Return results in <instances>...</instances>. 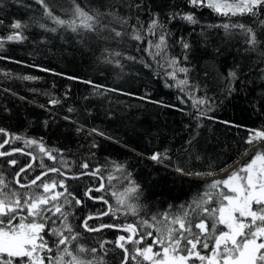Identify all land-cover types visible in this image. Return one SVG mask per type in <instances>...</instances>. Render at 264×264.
<instances>
[{
    "label": "trees",
    "instance_id": "16d2710c",
    "mask_svg": "<svg viewBox=\"0 0 264 264\" xmlns=\"http://www.w3.org/2000/svg\"><path fill=\"white\" fill-rule=\"evenodd\" d=\"M46 2L55 16L72 19L75 7L72 0ZM75 3L90 13L93 10L115 12L126 18L127 23L120 24L111 17H104L102 24L107 27H98L94 32L83 29L73 32L46 17L36 0H0V21H3L0 23V38H6L14 31H21L23 35L19 41L4 40L0 48V57H3L0 59V128L21 136L23 140L42 138L47 149L58 150L54 154L62 156L71 165L70 170L62 168V171H86L80 167L84 161L89 163V170L103 169L105 194L113 209L117 207L119 196L125 205L130 203L136 210L135 215L127 209L115 217L109 214L104 222L133 223L143 230L140 222L148 220L156 227L146 230L155 236L158 234L156 229L162 224L153 221V217L163 221L164 214L172 218L185 210L191 211L189 206L203 196L213 180L224 179L226 173L221 169L225 170L239 160L250 147L244 143L248 129L264 128V78L259 71L264 69V57L260 56L264 47L257 52L246 51L239 30L228 34L222 27L209 26L244 23L260 33H264V27H257L250 16L229 18L206 7L192 8L187 0H75ZM108 5L115 7L109 8ZM175 12L195 13L200 25L193 31V26L185 21L171 20ZM154 16L169 33L167 55L180 58L182 66L190 69L189 84L199 89L194 95L206 101L201 106V111L206 114L198 120L195 118L197 109L187 93L181 92L175 82L165 76V68L160 66L163 59L153 58L149 54L151 50H145L147 41L156 40V36L146 33ZM15 21L25 27L11 29L10 25ZM133 25L143 26L140 29L143 42L131 38ZM112 28L121 31L122 36L116 37ZM181 36L192 45L186 62L182 60V49L176 42ZM230 70L237 71L239 79L233 82L235 91L229 96L227 77ZM183 75L181 73L179 77L183 78ZM25 76L35 79H23ZM82 81H92L116 91L98 94L91 84ZM52 98L60 102L51 105L49 100ZM69 108L73 111L69 112ZM221 121H230L236 126ZM78 128L83 131L78 132ZM92 129L104 135L92 133ZM4 138L0 135V140ZM189 140H192L191 144ZM94 143L96 147H93ZM166 149L170 161L161 164L147 158L153 152ZM250 155L245 156L239 165L246 163ZM13 159L18 161V158ZM44 160L48 163L47 156H43ZM113 161L125 165L127 172L131 173V179L139 185L136 193L125 195L128 181L112 166ZM176 166L191 172L211 171L213 175H181L175 171ZM39 171L33 165L27 173L28 179ZM110 173L116 177L111 183L107 179ZM3 175L7 177L5 172ZM51 178L60 177L55 173L44 177L45 180ZM90 180L97 182L99 179L80 176L79 179L66 180L69 192L82 201L80 205L73 202L72 206H65L70 213L68 222L73 231L80 234V245L86 249L97 248L95 254H81L85 261L102 258L103 264H120L122 250L114 247L112 242L116 241L118 233H128L115 228L89 232L82 226V221L70 218L73 210L78 213L81 207L88 208L84 191ZM214 206L215 198L212 204L205 205ZM103 209L105 204L88 212ZM208 224L211 229L212 221L209 220ZM45 239L52 246L56 237L45 235ZM101 241L109 242L105 244L106 254L99 248ZM151 242L149 238L141 246ZM126 246L130 252L134 247L131 243ZM76 247L74 242L71 248L74 251ZM52 255L55 256V250ZM45 263L48 264L47 260Z\"/></svg>",
    "mask_w": 264,
    "mask_h": 264
},
{
    "label": "snow or ice",
    "instance_id": "6c2138e0",
    "mask_svg": "<svg viewBox=\"0 0 264 264\" xmlns=\"http://www.w3.org/2000/svg\"><path fill=\"white\" fill-rule=\"evenodd\" d=\"M75 5L72 12V19L63 20L53 14L46 0H36L43 10L46 17L60 26H66L73 32L80 29L94 32L98 27H107V24H102L104 17H111L117 20L120 24L127 23L126 18L119 17L115 12H100L93 10L91 13L85 11L75 0H72ZM192 8H208L218 15L233 17V16H250L254 18L253 23L257 27H264V0H187ZM109 8L115 7L108 5ZM131 7V5L129 6ZM139 7V5H136ZM171 20L179 19L187 24L195 27L200 25V21L196 18L193 12H175L170 17ZM3 23V21H0ZM25 25L20 21H15L10 25L13 30H21ZM44 27V25H41ZM209 27H222L226 33L231 34L232 30H239V33L244 37L245 50L249 52H257L264 47V33H260L256 28L244 23H223L220 25H210ZM140 26H132L131 38L137 41H144ZM159 30V32L157 31ZM55 31V29H51ZM116 37L122 36L121 31L111 29ZM204 29H201L203 33ZM147 34L156 36V40L147 41L149 54L153 58L161 57L164 63L160 66L165 68V76L175 82V86L181 92H185L188 98L192 100V105L197 109V120L200 116L206 113L201 111L206 101L204 98L194 95L198 91V86H190L188 73L190 69L187 66H182V61L177 57H169L167 49L169 47L167 37L169 33L160 23L157 17H153L146 29ZM23 39L21 31H14L6 38H0V48L4 45V40L19 41ZM182 49V60H189V53L192 48L191 43L183 36L176 41ZM119 55V53H116ZM260 56L264 57V51H260ZM3 57H0L2 59ZM129 59H133L129 57ZM159 64L160 61L158 60ZM170 69V71H169ZM44 70V69H41ZM262 78H264V69H259ZM184 74L183 78L179 74ZM5 75H8L5 73ZM207 75V73H206ZM23 79L30 80L35 77L25 76ZM69 79H78L68 77ZM228 89L227 95H231L235 89L232 87L234 81L239 79L237 71L230 70L228 73ZM91 84L94 89L98 90V94H103L104 91H116L115 89H105L103 85L93 84L92 81H82ZM171 87L172 85H166ZM130 95V93H123ZM147 99V97H141ZM60 101L52 98L49 100L51 105H56ZM183 102V101H182ZM43 107V105H41ZM69 112L73 109L69 108ZM68 119V117H65ZM213 119V117H209ZM230 126L232 122L221 121ZM47 124V121H45ZM199 127V124H197ZM77 131H83V128H78ZM92 133L104 135L97 129H92ZM248 137L244 143L250 147L245 150L244 155H249L251 149H256L251 153L250 159L235 167L228 173L224 179L213 180L208 189L198 201H193L189 206L191 211L185 210L181 215L169 218L164 214L163 221H157L156 217L152 220L161 223L162 227L157 228V235H153L151 229L156 227L155 223H150L148 220H142L140 225L143 230L133 223L124 225L120 224H100L96 227H90L88 220L107 216L109 214L116 216L118 212L124 209L130 211L133 215L136 214L135 207L132 204L125 205V201L121 197H117V207L113 209L109 205L107 211L99 212L96 217L89 216L84 221L83 226L89 232H99L103 228H115L128 233L127 236L120 235L116 241L112 242L114 247L122 250L120 264H264V128L248 129ZM91 134V133H90ZM0 135L5 137L0 140V149H5V146H11L14 141L23 139L19 135L10 134L6 129L0 128ZM193 139L195 137L193 136ZM189 144L192 140L188 141ZM26 147L35 145L38 152L42 156L33 155L31 152H25L23 148H11L8 150H0V157L13 156L15 153L31 157V161L35 162L39 159L38 167L42 170L38 175H35L27 184L21 183L22 174H26L33 169V163L30 162L21 166L14 173L13 181L9 182L0 173V264H103L102 258L97 260L85 261L81 254L90 252L97 253V248L92 247L86 249L78 243L79 233L74 232L72 225L68 222L70 213L65 210V206H71L74 202L76 205L82 203L74 193L69 192L66 185L68 179H79L80 176H92L100 180L98 187L86 188L84 196L90 200L102 201L108 204V200L103 195L93 196L92 193L105 191V184L101 168H92L89 170V163L84 161L80 164L83 171L79 175L69 176L62 168L70 170L71 165L62 156L58 157V150L47 149L43 143V139H25ZM97 145L94 143L93 147ZM43 156L53 161V166H46L43 163ZM151 161L163 163L165 160H171L168 156V150L164 152H153L147 157ZM8 165L16 166L17 160L10 159ZM59 164L60 166H56ZM112 166L117 172L123 174V179L128 181L129 187L126 189L125 195L130 196L136 193L139 185L131 179V173L127 172L125 165L112 162ZM175 171L181 175L195 176H211L213 172H191L183 167L176 166ZM221 171H225L221 169ZM50 173H55L59 179L51 178L45 180ZM116 177L111 173L108 176V182ZM15 183L19 188H28L29 191L19 192L10 187L11 183ZM39 182V183H38ZM35 186V187H33ZM227 191H224V190ZM113 195H116L113 193ZM215 198L216 206L205 207L212 204ZM55 218V219H54ZM211 220V229H209L208 221ZM18 221V222H17ZM59 221V224H57ZM49 222H51L49 224ZM178 225V227H177ZM219 226H223L220 228ZM48 229L47 233L45 229ZM56 237L52 246L49 245L45 235ZM151 238V244H146L144 247L138 245L143 244L147 239ZM77 243L76 249L73 251L71 246ZM108 241H101L99 248L105 252V244ZM133 244L134 247L130 252L127 244ZM157 250L154 251L153 249ZM55 250V256L52 255ZM204 252L205 254H202ZM65 257L68 259L65 260Z\"/></svg>",
    "mask_w": 264,
    "mask_h": 264
},
{
    "label": "flooded vegetation",
    "instance_id": "af4514ba",
    "mask_svg": "<svg viewBox=\"0 0 264 264\" xmlns=\"http://www.w3.org/2000/svg\"><path fill=\"white\" fill-rule=\"evenodd\" d=\"M11 148H23V149H25V152H31L33 155H36L34 153L32 147H26L25 146L23 139L21 141H17L16 144H13L12 143L11 146H5V149H0V150H8V151H10ZM15 154H22V153L17 152ZM23 155L24 156L13 155V156H10V157L9 156L0 157V161H2V164L0 165V173L3 174L5 172V175H7V177H5L4 175L3 176L6 178L7 181L12 182L13 181V177H14V172H17L21 166H24V165H26V164H28L30 162L31 157L28 156V155H25V154H23ZM19 157H20V159H19ZM13 158H18L17 165L16 166H10V165H8L7 161L10 160V159H13ZM39 162H40L39 159H37V161L32 162V163H33V165L36 166L37 170L40 169V171H41L42 169L38 167ZM45 162L46 161L44 160L43 163L46 166H49V167L50 166H53V161H51V160L48 159V163H45ZM56 166H58V165H56ZM11 171H14V172L11 173ZM40 171L37 174H35V175H38L40 173ZM34 176L32 178H34ZM28 177H29V175L27 173L26 174H22L21 183L25 184V183H27L28 181H30L32 179V178L28 179ZM90 182L91 183H88L86 188H93L94 189V188L98 187V185L100 183V180H98L97 182H94V181L90 180ZM104 184H105V180H104ZM10 187L13 190L14 189H17V190H21V189L22 190H25V189H28V188H19V186L16 185L14 182L10 184ZM92 195L93 196H101V195H103L105 197V199H107L106 194H105V191H103V192H95L94 191L92 193ZM85 202H86L87 205H89L88 208L81 207V209H80V211L78 213H77V210L75 209V210L72 211V215L70 216V218L73 219L74 221H82V226H83L84 221L87 219L86 218L87 215H90V214H98L99 212H103V211H105L107 209V204L103 203L102 201H96V200H90V199H88ZM103 204H105V209H103L101 211H97L96 210V211H90V212H88L89 209H91V210L99 209V207L102 206ZM72 205H73V203H72ZM80 214H81V217L79 219V215ZM105 219H106V216H103V217H99V218L90 219V220L87 221V223H88V225L90 227H95V226H98L100 224H104L105 223L104 221H106ZM121 234L127 236L124 233H118L117 237L120 236ZM138 246L139 247H143L141 245H138ZM197 263H199V262H197ZM145 264H148V262H145Z\"/></svg>",
    "mask_w": 264,
    "mask_h": 264
},
{
    "label": "rangeland",
    "instance_id": "374dc122",
    "mask_svg": "<svg viewBox=\"0 0 264 264\" xmlns=\"http://www.w3.org/2000/svg\"><path fill=\"white\" fill-rule=\"evenodd\" d=\"M36 140H38V139H36ZM32 147V149H33V151H34V153L36 154V155H43V154H40L39 152H38V148L35 146V145H33V146H31ZM254 149H251V152L253 151ZM251 152H250V154H251ZM247 156V155H246ZM245 157V156H244ZM244 157L242 158V159H244ZM242 159H240L239 161H237V162H235V163H233L232 165H230L229 167H227L226 169H225V173H226V175H225V177L224 178H226V176L228 175V173L229 172H231L235 167H237L238 165H239V162L242 160ZM242 165V164H241ZM224 172H222L221 174H223ZM105 189H106V185H105ZM14 190H16V191H19V192H21V193H23V192H26V191H29V189H25V190H17V189H14ZM197 264H199V263H197Z\"/></svg>",
    "mask_w": 264,
    "mask_h": 264
},
{
    "label": "water",
    "instance_id": "95a60500",
    "mask_svg": "<svg viewBox=\"0 0 264 264\" xmlns=\"http://www.w3.org/2000/svg\"><path fill=\"white\" fill-rule=\"evenodd\" d=\"M7 132H8V131H7ZM8 133H9V132H8ZM10 150H11V149H10ZM244 156H246V155L243 154V155L241 156L240 159H242ZM240 159H239V160H240ZM239 160H237V161H239ZM237 161H236V162H237ZM30 162H32V161L30 160ZM30 162H29V163H30ZM86 171H88V170H86ZM81 172H83V171L75 172V173H68V175H69V176H76V175H79ZM27 183H28V182H27ZM27 183H25V184H27ZM106 200H107V199H106ZM109 205H110V203H109V201H108L107 209H106L105 211L108 210ZM97 215H98V214H90V215H87L86 218L89 217V216L96 217ZM102 217H103V216H102ZM104 224H107V223H104ZM95 227H96V226H95ZM121 235H122V234H121Z\"/></svg>",
    "mask_w": 264,
    "mask_h": 264
}]
</instances>
